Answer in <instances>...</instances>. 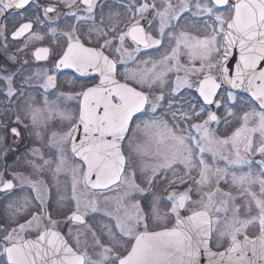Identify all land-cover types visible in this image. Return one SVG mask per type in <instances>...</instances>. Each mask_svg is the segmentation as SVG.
<instances>
[{
	"label": "snow or ice",
	"instance_id": "obj_1",
	"mask_svg": "<svg viewBox=\"0 0 264 264\" xmlns=\"http://www.w3.org/2000/svg\"><path fill=\"white\" fill-rule=\"evenodd\" d=\"M0 99V264H264V0H0Z\"/></svg>",
	"mask_w": 264,
	"mask_h": 264
},
{
	"label": "flooded vegetation",
	"instance_id": "obj_2",
	"mask_svg": "<svg viewBox=\"0 0 264 264\" xmlns=\"http://www.w3.org/2000/svg\"><path fill=\"white\" fill-rule=\"evenodd\" d=\"M11 50L15 51V48H12ZM159 55H160L159 51H157L155 49H150V50H148V55L145 56V59L158 58ZM29 62L31 64H33V65H42V64L47 63V62H44V61L37 62L34 59H32L31 57H29ZM39 70L40 69L38 67H34V68L31 69V71H33V72L39 71ZM72 79H73L72 71L68 70V69L63 70V74L58 76V80L61 83L62 89L70 88ZM4 103L5 102L2 99H0V120L4 119V115L1 116V113L4 111V109H3V104ZM21 130L23 131V129H21ZM224 134H227V133H226V130L222 127L220 132L218 133V135H224ZM26 145L29 146V144L27 142V139L20 144V148L23 149ZM8 162L11 163V160L8 161ZM157 230H159V229H157Z\"/></svg>",
	"mask_w": 264,
	"mask_h": 264
},
{
	"label": "rangeland",
	"instance_id": "obj_3",
	"mask_svg": "<svg viewBox=\"0 0 264 264\" xmlns=\"http://www.w3.org/2000/svg\"><path fill=\"white\" fill-rule=\"evenodd\" d=\"M32 95H34V96H39V93H38V92H33ZM3 112H4V111H3ZM3 112L1 113V116H3ZM27 142H28L29 146H31V145H30V142H29L28 140H27ZM9 161H10V160H9ZM21 170H23V169H21ZM253 170L256 171L257 168H254Z\"/></svg>",
	"mask_w": 264,
	"mask_h": 264
},
{
	"label": "water",
	"instance_id": "obj_4",
	"mask_svg": "<svg viewBox=\"0 0 264 264\" xmlns=\"http://www.w3.org/2000/svg\"><path fill=\"white\" fill-rule=\"evenodd\" d=\"M68 70H70V69H68ZM72 71V70H71Z\"/></svg>",
	"mask_w": 264,
	"mask_h": 264
}]
</instances>
